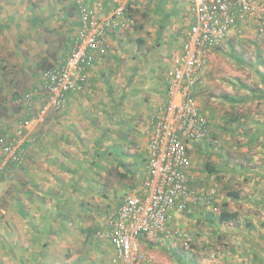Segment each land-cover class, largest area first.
Segmentation results:
<instances>
[{
	"label": "rangeland",
	"instance_id": "rangeland-1",
	"mask_svg": "<svg viewBox=\"0 0 264 264\" xmlns=\"http://www.w3.org/2000/svg\"><path fill=\"white\" fill-rule=\"evenodd\" d=\"M20 2V5L28 3L32 13H40V0ZM129 5L132 7L131 25L110 37L107 59L90 73L91 91L86 99L92 106L89 104L86 107L88 113L80 117L91 121L83 124L74 120L66 122V117L59 120L61 114L57 116L51 111L43 123H32L28 130L31 142L24 164L0 182V253L6 255L1 256L3 262L8 253H14L23 256L25 264H108L111 247L108 241L96 235V230L106 208L117 207L115 202L120 200L119 194L123 190H119L118 195H108L110 200L107 199L106 203L109 207L105 208V199L98 196L99 192L92 191V188L88 191V185H78L75 179L84 173L83 181L92 178L94 162L97 164L95 168L100 170L99 161H96L98 146L95 145L99 136L95 138V132L102 134V146L105 147L106 141L110 150L119 149L125 154L135 148L129 146L134 129L128 126L122 130L121 123L132 120L131 116L126 119L132 110L130 106L122 112L121 103L125 101H117L121 85L135 86L136 83L132 82L137 75L135 79L145 87L142 88L145 93L141 95L137 92L141 88H135L131 97L134 106L140 99V103L147 104L148 93L155 83L165 88L171 77L173 57L179 51L192 20L191 9L185 0H130ZM75 21V18L68 20L66 33L58 44H53L57 40L48 35V31L45 33V40L50 41L46 56L55 49L52 62L49 57L41 56L40 20L36 21L38 24L34 23L35 27H29L31 31L39 30V34L25 35L27 41L19 36L12 40L11 33H16L17 27L18 32L22 31L19 26H0V38L8 47L4 53L0 51V67H7L4 71L0 69V101L9 105V112L0 119V131L9 135L13 131L14 117L25 116L23 107L14 100L39 88L44 64L59 63L68 53L77 30ZM210 53L203 84L196 89L195 96L200 109L208 116L211 135L219 142L203 141L191 145L189 184L198 189L215 187L221 203L230 197L226 195L227 191H238V199L233 204L238 209V218L231 224L220 222L215 212L202 206L176 213L172 227L178 230L179 236H159L154 240L139 236L141 248L154 254L155 264H264L263 258L254 259L250 253H244L243 242L237 243L235 239L236 233L243 234L248 226L246 219L250 212L244 210L243 200L250 192V168L264 165V140L260 138L264 129L254 126L257 136L249 122L250 117L258 120L264 117V42L250 37L247 30L246 35L231 36ZM6 72L7 77H1ZM126 77L128 82H125ZM12 88L16 93L14 97ZM106 97L109 98L110 111L106 110V124L100 126V114L96 110L98 106H104ZM37 106L38 103H34L32 107L35 110ZM66 123L72 125L69 129L73 130L72 133L68 131L70 125L65 127ZM64 132L65 143L61 140ZM252 133L254 138L250 137ZM61 143L66 149L75 148L71 164L57 172L68 178V190L59 192L60 208L55 206L57 201L53 204L49 201L44 207L42 202L40 204V194L52 187L47 186L51 180L40 181V171L52 174L53 170L60 169L58 159L54 160L52 154ZM109 163L115 162L111 158ZM209 165L213 170L207 167ZM76 166H83L82 170ZM128 179L123 180L128 182ZM136 181L133 180L132 185ZM228 232L232 239L226 234Z\"/></svg>",
	"mask_w": 264,
	"mask_h": 264
},
{
	"label": "built area",
	"instance_id": "built-area-1",
	"mask_svg": "<svg viewBox=\"0 0 264 264\" xmlns=\"http://www.w3.org/2000/svg\"><path fill=\"white\" fill-rule=\"evenodd\" d=\"M78 24L68 53L46 68L39 88L18 97L25 116L15 118L13 137L0 139V182L26 158L28 130L43 123L50 111L64 112L69 95L83 89L90 71L110 48V34L131 25L129 0H112L103 14V0H71ZM193 13L181 50L172 60L171 78L163 102L150 112L146 174L140 186L125 194L122 204L107 212L96 235L113 248L110 264H155L139 236H179L176 213L202 206L219 212L215 187L189 184L190 143L219 140L195 96L203 84L210 52L231 36L246 35L264 42V0H185ZM241 24V25H240ZM34 103H38L34 110ZM33 106V107H32Z\"/></svg>",
	"mask_w": 264,
	"mask_h": 264
},
{
	"label": "crops",
	"instance_id": "crops-1",
	"mask_svg": "<svg viewBox=\"0 0 264 264\" xmlns=\"http://www.w3.org/2000/svg\"><path fill=\"white\" fill-rule=\"evenodd\" d=\"M19 1L26 2L27 0H0V24H1L0 26L1 27L19 26L22 29V31L18 32L20 29L17 27L18 30H16V33L15 32L11 33V34H13L12 40L14 39V36H19V38L22 39L23 41H25V40L27 41V38L25 39V35L31 33L34 36H36V34L37 35L39 34V30H36V28H35L34 31L33 30L31 31L29 29V27L30 26L35 27L34 23L38 24L36 21L40 20V42H41L40 43L41 44L40 52H41V56H43V58L49 57V62L50 61L52 62L53 61L52 59L56 56L55 53H53V51H55V49H53L51 51L50 55L46 56V54L48 52L47 48H48L50 41L48 42V40H45V38H44V36L46 35L45 33L48 31V33H49L48 35H51L53 38H55L57 40L56 42L53 41V44L54 43L58 44V40H60L62 35L64 33H66L65 28H66V24L68 23V20L71 18H75L76 19L75 22L78 24V16H77L76 9L74 8L73 3L71 2V0H40V13H38V12L32 13V11L28 7V3H26L24 5H20ZM92 1H94V0H92ZM113 4L114 3L112 0H103V5H104L103 14L104 15H107L108 13H110L112 7L114 6ZM130 4H131V2H130ZM38 15H39L40 19H38ZM191 18H192V20H191V23H192L193 22V13L191 14ZM66 19H68V20H66ZM187 30L188 29H186V31H185L184 38H183V41L181 43L179 51L181 50V47H182L183 42L185 40ZM14 31H15V29H14ZM113 35H115V32L111 33L110 37H112ZM44 44H45V46H44ZM110 44H111V42H110ZM7 48L8 47H7L4 39L0 38V51L2 53H4ZM106 53H108V51H105L104 55H101V56H103L102 61L96 63L95 66H97V65L99 66V64L104 62L103 59H107L108 55H106ZM210 54H209V57L211 56ZM171 69H172V65H171ZM93 71H90V73H93ZM128 76H129V74H128ZM135 77L138 78L137 75ZM135 77H134V81L132 82L134 84L136 83L135 86L129 85L128 83H126V84L124 83L121 85V90H120L121 92H118V96H117L118 100L117 101L119 102L121 94H123L125 96L123 99L125 102L121 103V105L123 107L122 112H126L127 108L131 106L130 110H132V113L130 115H126V119H127V116H131L132 120L122 122L121 123L122 124V130H124L128 126L134 129L133 134H134V140L136 141L134 144L139 145V147H140L139 150H141V152L143 153L146 150L147 136H148V131H149V123H148L149 113L151 112V108L153 106L159 104L161 101L164 100V98L166 97L167 86L164 88V87L159 86L158 83H155L156 85L153 87L152 90H150L151 92L148 93L149 98H148L147 104L146 103H140L141 102V99H140L139 103L136 104V106H137L136 107L132 103L133 99L131 98L135 93V88H137V89L141 88L139 91H137L141 95V94L145 93L144 89H142L145 87L140 85V80L135 79ZM128 81L129 80L126 77L125 82H128ZM89 84L83 89V91L77 92V93H72L69 95L67 106H66V109L64 112L52 111V113L56 114L57 116L61 114L60 116H58L59 120L62 117L68 118V119L65 118L66 122H70L71 120H74L76 123L81 122L83 124V123H85V121H88V122L91 121V119L86 118V120H85L84 117H80V116H85V114L88 113L86 110V107L88 108L90 105L92 106V103H90V101L88 99H86L87 95H90L89 92L91 91ZM105 89H107V88L105 87ZM108 100H109V98L106 97L105 102H104V106H101V107L98 106L99 109L96 110V113L100 114V121H99L100 126H102V124H106V121L108 118V112L107 111H110V106H111L109 104ZM83 108H85V110H83ZM102 109H104V110H102ZM201 112L208 118L206 113H204L202 110H201ZM139 113H140V116H139ZM58 117H57V119H58ZM123 118H125V117H123ZM256 120H258V119L254 118V117H250L249 122L251 124L250 126H252V128L254 129V133H256V135L259 136L258 133L255 131L256 128H254V126H259L260 129L263 130L264 129V117L258 121H256ZM108 122H109V119H108ZM131 122H132V124L129 125V123H131ZM109 124H110V122H109ZM69 125L70 124L66 123L65 127H68ZM71 126L72 125L69 126L68 131L71 128ZM88 127H89V124H88ZM72 131L73 130H70L69 133H72ZM262 132H263V134H260V138L262 140H264V131H262ZM65 135H66V133L64 132V135L61 136V138H62L61 140L63 142H64V139H66ZM80 136H84V134L80 135ZM96 136H99V138H101L102 134H100V133L98 134L97 132H95V138H96ZM252 136H253V133L250 137L254 138ZM197 143H199V142H195V144H197ZM63 144L62 143L57 144V145H60V148L58 150H54V152L52 154V158L54 160L58 159L57 161H59V163L57 166H59L60 169L53 170L52 174H47V173H43L40 171V181L42 179V182L44 183V179L51 180L49 183H48V180H46V183H48L47 184L48 187L50 185H51L50 187H52L51 189H46L44 194H40V204L42 202V205L44 204V207H46V205L48 204L49 201L52 202V204L55 201V200L53 201V199H52L53 191H51V192H48V191H50V190L55 191L56 190V191L61 192L62 191L61 189L68 190L67 189V187L69 185L68 178L65 177L66 175L62 176L57 172L62 171L65 168H68V165L71 164V161H73L72 154L74 153L75 148L71 147L69 149H66L65 145H63ZM192 144H194V143H190V145H189V149H188L189 155H190V148H191ZM104 146H105V148L108 147L106 141H105ZM80 147L83 149V146L81 144H80ZM132 153H135V149H131L130 154H132ZM101 155H103V154H101ZM190 157H191V155H190ZM130 159H131V157H127V159L125 158L124 161L129 162L128 160H130ZM96 161H99V163H100L101 175H105V168H107L109 165L108 155H106L104 157L99 156L98 159L96 158ZM131 162H132L131 166H130V164L129 165L127 164V168H130L129 175L134 181L137 180V178H138V181L135 183V186H138L141 184L142 179L145 176V172L143 171V166L138 164V160L135 164L133 161H131ZM250 170H251V172L249 173V182L251 184V187L249 189L250 192L247 195H244L245 197L243 200L244 210L246 212H250L247 215V219H246V224L248 226L245 228L246 230L243 231V234H241V233L237 234L236 233L235 239L238 240L237 243L243 242L244 253H250L249 255L254 259L257 257L264 259V165L258 166L256 168L251 167ZM139 175L142 178L141 180H139V178H140ZM51 177H53V179ZM41 184L42 183H40V186H41ZM83 184L84 183L81 181V185H83ZM125 189H128V190H126L124 192H129L130 186L129 185L126 186ZM131 189H133V188L131 187ZM99 191L102 192V189L100 188ZM45 194H47V196H44ZM232 199H234V200H232ZM237 199H238V197L237 198L231 197V199L229 197L227 199V201H225L227 203V209L228 210L238 212V209H236V207H234V205H233L236 203ZM43 202H45V203H43ZM231 223L232 222H229V224H231ZM227 228H228V225H227ZM222 230H225V227L223 225H222ZM226 234L230 235V237L232 239V235L230 232H228ZM239 237H240V239H239ZM236 249H237V246H236ZM111 252H112V250H111ZM36 254L39 255V253H36ZM27 255H29V254L26 253V256ZM110 255H112V253H110ZM29 258H30V256H29ZM5 261L6 260H4V262ZM22 263L25 264V262H21L20 264H22Z\"/></svg>",
	"mask_w": 264,
	"mask_h": 264
},
{
	"label": "trees",
	"instance_id": "trees-1",
	"mask_svg": "<svg viewBox=\"0 0 264 264\" xmlns=\"http://www.w3.org/2000/svg\"><path fill=\"white\" fill-rule=\"evenodd\" d=\"M128 6H129V11H128L129 13H128V15L130 17H132V10H131L132 7L129 5V3H128ZM74 8H75V6H74ZM68 50H69V47H68ZM65 55H64V57H65ZM54 64H57V63H53V64H51V63H45L44 64V67L46 69L48 67L53 66ZM6 68L7 67L5 65L3 67H0V69H2V71L6 70ZM1 77H3V78L7 77V72L4 73V75H2ZM89 79H90V73H89V77H88L87 82L83 86V89L90 83V80ZM12 82L14 83L15 82V79ZM13 89L14 88H12V91H13ZM83 89L81 91H83ZM0 90H1V87H0ZM81 91H79V92H81ZM15 95H16V93H15V91H13L12 97H14ZM124 97L125 96L123 94H121L119 101L121 102L124 99ZM162 102L163 101H161L159 104H161ZM159 104H157V105H159ZM157 105H155V106H157ZM155 106H153L151 108V111L154 109ZM7 112H9V105H8V103H5L4 100H1L0 101V119H2L3 118L2 116H5V113H7ZM16 117L17 116L14 117V127H15V118ZM149 120H150V113H149V117H148V123H149ZM236 120L239 121V118H237ZM14 127H13V131L9 135L8 134H5V132H3V131H0V139L2 137L6 138V139L7 138H10L11 139L13 137ZM127 128H129V127H127ZM148 138H149V131H148V136H147V142H148ZM27 139H28V141H27V143L25 145L26 146V156H27L28 144H29V142H31V138L28 137ZM102 142H103V136L96 141V144L95 145H96V147L98 146V148L96 149L97 150L96 151V154L98 155V157L99 156H103L104 157V156L108 155L109 160H111V158H112V160H114L115 163H111V164L109 163L110 165H108V167L105 168V175H101L100 170L98 171L95 168V167H97V164L93 161L94 163H93L92 169H91V171H92V178H89V177L86 178L88 180L89 179H92V181H88V180L86 182H84L85 180L83 181V178L85 177L86 173H84V175L80 176L79 178H77L75 180H77L76 181L77 182L76 184H78V185L79 184L81 185V181L84 183L83 184L84 186H87L88 185V191L91 188H92V191H94V192L97 190V192H99L98 196L102 197V199H105V202H104L105 208L109 204V203H106V200L109 199L108 198L109 197L108 195H110L111 193H114V194H117L118 195L117 192L119 190H123V193L122 194H119V195H121L120 196L121 197L120 200H117L115 202L117 204V207H115V208H106V210L104 212V216H103V218H104L108 211L113 210V209H116V208H118L122 204V201H123V198H124L125 194L128 193V192H126V193L124 192L126 186H128V185L130 186V191H132V190L136 189L138 186H140V185L135 186L134 184L132 185L133 179L129 175L130 168H127V164L128 165L130 164V166H131V163H132L131 161H133L134 164H135L137 162V160H138V164L143 166V171L146 174V168L145 167H146L147 159H148V155H147L148 150H147V143H146V150L142 153L141 150H139L140 149L139 145L134 144L136 142L134 140V137L130 141L131 143L129 144V146L133 145L135 147L134 148L135 149V153H132V154H130V153L123 154L122 151L119 150V149H116V150L115 149H112V150H110L108 147H106V148L103 147L102 146L103 145ZM101 154H103V155H101ZM127 157H131V159H130L131 161L130 160H128L129 162L124 161L125 158L127 159ZM25 160H26V158H25ZM24 162L21 165L14 167L12 169V171L15 168H17V167L22 166L24 164ZM90 165H91V163L89 164V166ZM82 167L83 166H81V167L76 166L77 169L79 168L81 170H82ZM207 167L210 170H213L212 167H210V165L207 166ZM99 168H100V163H99ZM12 171H11L10 175L12 174ZM128 177H129L128 182H126V181L124 182L123 179H127ZM118 179H121L123 181L118 180ZM143 179H142V181H143ZM71 182H74V181H71ZM131 187L133 189H131ZM100 188L102 189V192L99 191ZM61 190H63V189H61ZM51 191H53V193H52V199H53V201L54 200L57 201V204H58V205H55V206L58 207V208H60V206H62L61 205L62 204V201H59L58 200V196H59V192L60 191H56V190L55 191L54 190H51ZM226 195L227 196H230L232 198H237L239 196V192L238 191H227L226 192ZM218 205H219V212H215V213L218 215V219H219L220 222H224V223H229V222H232L233 223V222H236V220L238 218L237 211H230V210H228L227 209V203L226 202H222V203L219 202ZM99 225H100V223H99ZM106 241H108V240H106ZM109 245H110L111 250H112L111 253H113V248H112V245H111L110 242H109ZM4 255H3V253H0V264H20L21 262H23V260H22L23 259V256L17 255V254H14V253H8V258L6 259L5 262H3V259L1 258V256H4ZM110 257H111V255L108 258V264H110Z\"/></svg>",
	"mask_w": 264,
	"mask_h": 264
}]
</instances>
